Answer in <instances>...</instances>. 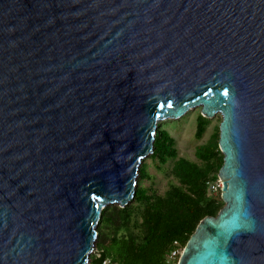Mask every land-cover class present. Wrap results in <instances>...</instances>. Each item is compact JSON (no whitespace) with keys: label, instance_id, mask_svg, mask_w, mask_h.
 I'll use <instances>...</instances> for the list:
<instances>
[{"label":"water","instance_id":"1","mask_svg":"<svg viewBox=\"0 0 264 264\" xmlns=\"http://www.w3.org/2000/svg\"><path fill=\"white\" fill-rule=\"evenodd\" d=\"M222 114L224 205L177 264H264V0H0V264H94L159 120Z\"/></svg>","mask_w":264,"mask_h":264},{"label":"trees","instance_id":"2","mask_svg":"<svg viewBox=\"0 0 264 264\" xmlns=\"http://www.w3.org/2000/svg\"><path fill=\"white\" fill-rule=\"evenodd\" d=\"M208 123L209 117L199 113L196 138L203 136ZM219 133L217 124L207 140L196 145L197 160H192L179 156L174 138L166 130L157 129L151 156L160 162L173 159L171 173L176 181L163 194L138 185L126 206H105L96 226L91 263L111 258L117 264H168L175 241L184 248L200 220L216 215L224 205L221 194H210L208 188V181L217 178L223 164ZM139 176L149 177L143 164Z\"/></svg>","mask_w":264,"mask_h":264},{"label":"rangeland","instance_id":"3","mask_svg":"<svg viewBox=\"0 0 264 264\" xmlns=\"http://www.w3.org/2000/svg\"><path fill=\"white\" fill-rule=\"evenodd\" d=\"M201 113V106L190 108L186 113L177 118H167L159 120L157 129H163L174 138V145L179 156H185L192 160H197L195 156V147L197 144L207 140L214 127L222 120V114L216 112L209 117V123L201 138H196L197 116ZM173 159L169 158L165 162H160L158 158H153L151 154L143 157L140 166L143 164L149 175L147 178H141L139 171L136 176V186H150L157 193L163 194L172 181H176L171 173ZM95 247L91 254L95 252ZM89 262L90 259H89Z\"/></svg>","mask_w":264,"mask_h":264},{"label":"built area","instance_id":"4","mask_svg":"<svg viewBox=\"0 0 264 264\" xmlns=\"http://www.w3.org/2000/svg\"><path fill=\"white\" fill-rule=\"evenodd\" d=\"M222 179L221 177L217 176V178L209 180V192L210 194L216 195L221 194V188H222ZM183 248H180L178 243L175 241V246L171 249L168 257H167V263L168 264H177L179 256L182 252ZM99 264H117V262L113 261L111 258H104L101 263Z\"/></svg>","mask_w":264,"mask_h":264}]
</instances>
